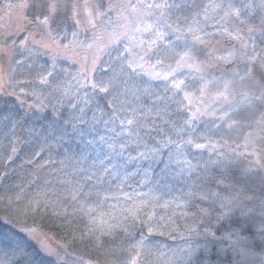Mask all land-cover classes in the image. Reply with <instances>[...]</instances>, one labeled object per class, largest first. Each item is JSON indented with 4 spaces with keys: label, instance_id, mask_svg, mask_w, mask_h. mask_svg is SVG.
Masks as SVG:
<instances>
[{
    "label": "snow or ice",
    "instance_id": "6c2138e0",
    "mask_svg": "<svg viewBox=\"0 0 264 264\" xmlns=\"http://www.w3.org/2000/svg\"><path fill=\"white\" fill-rule=\"evenodd\" d=\"M0 264H264V0H0Z\"/></svg>",
    "mask_w": 264,
    "mask_h": 264
},
{
    "label": "trees",
    "instance_id": "16d2710c",
    "mask_svg": "<svg viewBox=\"0 0 264 264\" xmlns=\"http://www.w3.org/2000/svg\"><path fill=\"white\" fill-rule=\"evenodd\" d=\"M47 230V229H46ZM168 244L172 245V246H176L179 243H181L179 240L173 242V241H167ZM78 254H84L83 252H80ZM89 257L87 255H85V259H88ZM92 258L95 259V254L93 253Z\"/></svg>",
    "mask_w": 264,
    "mask_h": 264
}]
</instances>
